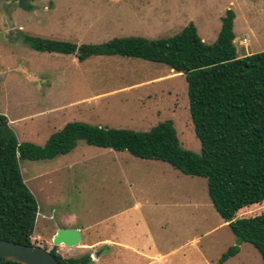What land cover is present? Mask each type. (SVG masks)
Listing matches in <instances>:
<instances>
[{
	"label": "rangeland",
	"instance_id": "1",
	"mask_svg": "<svg viewBox=\"0 0 264 264\" xmlns=\"http://www.w3.org/2000/svg\"><path fill=\"white\" fill-rule=\"evenodd\" d=\"M227 10L235 15L238 55L263 52L264 0H0V115L19 143L40 147L68 123L148 132L172 121L181 148L199 154L183 75L136 58L79 62L74 55L36 52L21 40L78 47L159 40L192 23L212 44ZM19 167L38 205L31 243L63 258H81L87 250L53 246L56 227H89L91 241L110 238L127 246H112L100 264H218L237 246L210 202L206 179L167 163L81 141L66 155L21 160ZM261 213L264 204L236 218ZM222 264L264 263L253 246L241 243Z\"/></svg>",
	"mask_w": 264,
	"mask_h": 264
},
{
	"label": "trees",
	"instance_id": "2",
	"mask_svg": "<svg viewBox=\"0 0 264 264\" xmlns=\"http://www.w3.org/2000/svg\"><path fill=\"white\" fill-rule=\"evenodd\" d=\"M234 18L233 11L227 10L212 44L202 41L192 23L165 39H114L80 47L23 37L24 44L40 53L74 55L79 62L91 56L136 58L182 74L200 153L181 148L172 121L159 123L148 132L68 123L40 147L19 143L6 117L0 115V240L32 245L38 205L24 183L19 161L52 160L70 153L82 141L139 159L161 161L184 175L206 179L213 208L237 240V246L218 264L234 256L241 243L253 246L264 263V213L236 218L241 211L264 204V51L238 55ZM49 253L59 264L90 261L89 255L63 258L55 250ZM0 264L17 263L0 259Z\"/></svg>",
	"mask_w": 264,
	"mask_h": 264
},
{
	"label": "water",
	"instance_id": "3",
	"mask_svg": "<svg viewBox=\"0 0 264 264\" xmlns=\"http://www.w3.org/2000/svg\"><path fill=\"white\" fill-rule=\"evenodd\" d=\"M81 234L76 229L58 230L52 237L53 246L76 247L81 242ZM0 259L17 264H59L45 249L0 240Z\"/></svg>",
	"mask_w": 264,
	"mask_h": 264
},
{
	"label": "crops",
	"instance_id": "4",
	"mask_svg": "<svg viewBox=\"0 0 264 264\" xmlns=\"http://www.w3.org/2000/svg\"><path fill=\"white\" fill-rule=\"evenodd\" d=\"M243 38L247 39V37H243ZM236 40L237 39L235 37L234 42ZM241 46L245 47L246 44H242ZM244 55H247V53H245ZM82 62H84V61H82ZM171 71H173V70H171ZM173 73L174 74H178V73H175L174 71H173ZM64 229L65 228L56 227L55 230H54V234L56 233V231L64 230ZM74 229L78 230L80 232V234H81L82 239H81L80 244L78 246L72 247V248L59 246L60 250L61 251H66V250L73 251L75 249H86L87 250V254H85V255H89L90 256V261H89L88 264H100L101 262L105 261L104 259H106V257L109 256V254H110L109 252L111 251L112 246H114V245L117 246V247L118 246L127 247L125 244L120 243L118 241H113L114 239L112 240L110 238H103V239H98V240L91 241L90 238H89V235H90L89 234L90 233L89 227H87V228H74ZM81 253H82V250H81Z\"/></svg>",
	"mask_w": 264,
	"mask_h": 264
},
{
	"label": "built area",
	"instance_id": "5",
	"mask_svg": "<svg viewBox=\"0 0 264 264\" xmlns=\"http://www.w3.org/2000/svg\"><path fill=\"white\" fill-rule=\"evenodd\" d=\"M247 42V39L243 38L241 41H240V44H246Z\"/></svg>",
	"mask_w": 264,
	"mask_h": 264
}]
</instances>
